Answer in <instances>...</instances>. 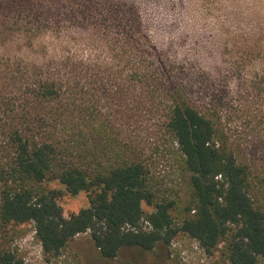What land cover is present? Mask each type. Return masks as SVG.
I'll return each instance as SVG.
<instances>
[{"label": "trees", "instance_id": "trees-1", "mask_svg": "<svg viewBox=\"0 0 264 264\" xmlns=\"http://www.w3.org/2000/svg\"><path fill=\"white\" fill-rule=\"evenodd\" d=\"M13 43L0 54L2 225L33 222L47 260L82 233L107 260L181 234L213 264L264 260V161L253 145L264 61L253 71L231 62L234 81L181 70L135 0H0V48ZM157 160L174 161L183 194L163 190ZM65 192H86L88 206L65 216ZM23 263L0 235V264Z\"/></svg>", "mask_w": 264, "mask_h": 264}, {"label": "rangeland", "instance_id": "rangeland-1", "mask_svg": "<svg viewBox=\"0 0 264 264\" xmlns=\"http://www.w3.org/2000/svg\"><path fill=\"white\" fill-rule=\"evenodd\" d=\"M143 13L145 26L168 61L179 69L185 68L200 78L228 76L230 63L244 60V69L253 71L264 61V53L250 54L254 44L264 49V0H135ZM16 44L5 51H15ZM30 53L31 50H23ZM253 59L256 63L252 65ZM252 65V66H251ZM253 142L258 162L264 161V124L258 123ZM259 135V136H258ZM164 144L165 137H155ZM162 147V146H161ZM260 160V161H259ZM153 172L159 177L162 188L168 194H183L184 183L173 160H157ZM50 187H64L57 181ZM65 216L88 206L86 192L78 195L65 194L59 199ZM145 209L152 208L144 205ZM148 225L144 222V226ZM0 235L5 245L23 264H213L214 258L186 234L177 236L170 245L160 244L154 250L139 247L125 248L114 260L103 258L87 233L77 235L64 249L60 257L47 260L43 247L36 237L35 224L2 225ZM258 264H264L261 259Z\"/></svg>", "mask_w": 264, "mask_h": 264}, {"label": "flooded vegetation", "instance_id": "flooded-vegetation-1", "mask_svg": "<svg viewBox=\"0 0 264 264\" xmlns=\"http://www.w3.org/2000/svg\"><path fill=\"white\" fill-rule=\"evenodd\" d=\"M89 245H93V243H90ZM93 246H94V245H93ZM126 248H130V247H126ZM98 252H99V251H98ZM121 252H122V251H121ZM150 263H151V264H159V263L156 262V261H153V262L151 261Z\"/></svg>", "mask_w": 264, "mask_h": 264}]
</instances>
